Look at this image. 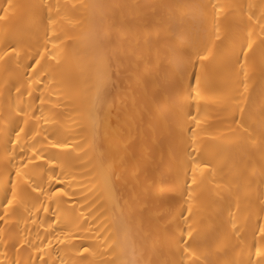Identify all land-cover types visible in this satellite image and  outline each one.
<instances>
[{
	"label": "snow or ice",
	"instance_id": "obj_1",
	"mask_svg": "<svg viewBox=\"0 0 264 264\" xmlns=\"http://www.w3.org/2000/svg\"><path fill=\"white\" fill-rule=\"evenodd\" d=\"M0 264H264V0H0Z\"/></svg>",
	"mask_w": 264,
	"mask_h": 264
}]
</instances>
